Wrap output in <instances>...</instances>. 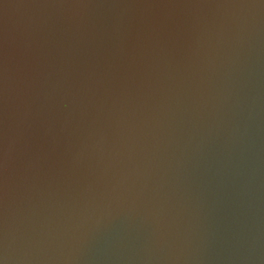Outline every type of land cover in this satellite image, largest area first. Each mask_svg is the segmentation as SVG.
Listing matches in <instances>:
<instances>
[{
    "label": "water",
    "instance_id": "water-1",
    "mask_svg": "<svg viewBox=\"0 0 264 264\" xmlns=\"http://www.w3.org/2000/svg\"><path fill=\"white\" fill-rule=\"evenodd\" d=\"M3 264H264V0H0Z\"/></svg>",
    "mask_w": 264,
    "mask_h": 264
},
{
    "label": "snow or ice",
    "instance_id": "snow-or-ice-1",
    "mask_svg": "<svg viewBox=\"0 0 264 264\" xmlns=\"http://www.w3.org/2000/svg\"><path fill=\"white\" fill-rule=\"evenodd\" d=\"M0 264H3V261H0Z\"/></svg>",
    "mask_w": 264,
    "mask_h": 264
}]
</instances>
